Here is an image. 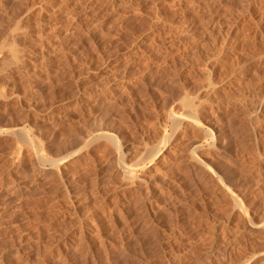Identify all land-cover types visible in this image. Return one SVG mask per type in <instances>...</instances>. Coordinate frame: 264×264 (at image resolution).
I'll return each instance as SVG.
<instances>
[{
    "label": "rangeland",
    "instance_id": "obj_1",
    "mask_svg": "<svg viewBox=\"0 0 264 264\" xmlns=\"http://www.w3.org/2000/svg\"><path fill=\"white\" fill-rule=\"evenodd\" d=\"M0 35V264H264V0H0Z\"/></svg>",
    "mask_w": 264,
    "mask_h": 264
},
{
    "label": "bare ground",
    "instance_id": "obj_2",
    "mask_svg": "<svg viewBox=\"0 0 264 264\" xmlns=\"http://www.w3.org/2000/svg\"><path fill=\"white\" fill-rule=\"evenodd\" d=\"M62 3V2H61ZM64 4V3H63ZM62 5V4H61ZM65 5V4H64ZM62 7V6H61ZM15 21V20H14ZM16 23V22H15ZM10 24V23H9ZM11 25V24H10ZM17 25V24H16ZM15 26V25H14ZM26 26V25H25ZM20 28V30H21V27L20 26H16V27H14V28H16V30H19V28ZM61 27V26H60ZM8 29V28H7ZM10 29H11V27H10ZM24 29H27V28H24ZM22 31V30H21ZM21 31H20V33H21ZM25 31V30H24ZM10 32V31H9ZM61 31H58V33H60ZM26 33V32H25ZM12 34H13V32H12ZM15 34V33H14ZM9 35V34H8ZM16 35H17V32H16ZM23 35H24V33H23ZM44 35V34H43ZM64 35V34H63ZM1 36V35H0ZM5 36H6V34H5ZM18 36V35H17ZM22 36V35H21ZM10 37V36H9ZM12 37H13V35H12ZM11 37V38H12ZM16 37V36H15ZM57 37V36H56ZM59 38H60V36H59ZM6 39V38H5ZM14 39V38H13ZM2 40H3V38H2ZM8 40V39H7ZM15 41V40H14ZM7 42V41H6ZM13 42V41H12ZM17 42V41H16ZM23 42V41H22ZM3 43V42H2ZM15 43V42H14ZM10 44V43H9ZM58 44V43H57ZM18 45V44H17ZM16 45V46H17ZM11 46H13L14 47V45L12 44ZM6 47H8V45L6 46ZM5 47V48H6ZM13 47L11 48L12 50H10V51H8L7 49V53L9 52H11L10 54L12 55H14V57H12V59L14 58V59H16V61H17V55L15 56V54H16V52H18V51H15V47H14V49H13ZM22 48V47H21ZM2 49V48H1ZM8 49H9V47H8ZM22 50V49H21ZM15 51V52H14ZM13 52V53H12ZM20 53H21V51H20ZM19 53V54H20ZM10 55V56H11ZM7 57V56H6ZM9 57V56H8ZM22 57V56H21ZM11 58V57H10ZM9 59V58H8ZM19 60H21V59H19ZM24 60V59H23ZM42 60V59H41ZM8 61V60H7ZM12 61V60H11ZM9 62V61H8ZM7 62V63H8ZM20 62V61H19ZM25 62V61H24ZM23 62V63H24ZM4 63H6V62H4ZM10 63V62H9ZM22 63V62H21ZM13 64V63H12ZM15 64V63H14ZM16 64H18L17 62H16ZM20 64V63H19ZM11 65V64H10ZM5 66V65H4ZM12 66V65H11ZM16 66V65H15ZM19 66V65H18ZM22 66V65H21ZM20 66V67H21ZM3 67V66H2ZM4 68V67H3ZM2 68V69H3ZM15 68V67H14ZM37 68V67H36ZM17 69V68H16ZM3 71V70H2ZM5 72V71H4ZM7 72V71H6ZM29 74V73H28ZM34 75V74H33ZM26 79V78H25ZM1 83V82H0ZM20 86V85H19ZM14 88V87H13ZM188 91V90H187ZM1 93V92H0ZM3 93V92H2ZM3 96V95H2ZM13 103V102H12ZM194 119V118H193ZM195 120V119H194ZM106 137V136H105ZM115 146V145H114ZM148 151V150H147ZM79 151H71V152H69V153H66V154H64L63 156H59V157H57V159L55 158V159H52V160H46V159H44L43 161H45L46 162V165H48V167L49 168H52V167H57V166H59V165H63V164H65L66 162H68L69 160H70V158H73V156H75V155H77V154H79L78 153ZM154 153V152H153ZM145 155V154H144ZM148 156V155H147ZM151 157V156H150ZM148 159V158H147ZM42 161V160H41ZM42 163H44V162H42ZM45 164V163H44ZM48 167H45V169H48ZM130 171V170H129ZM128 171V172H129ZM72 184V183H71Z\"/></svg>",
    "mask_w": 264,
    "mask_h": 264
}]
</instances>
